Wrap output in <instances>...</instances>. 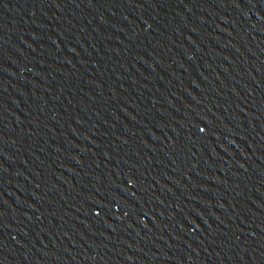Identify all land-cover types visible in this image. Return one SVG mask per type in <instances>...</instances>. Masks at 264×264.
I'll list each match as a JSON object with an SVG mask.
<instances>
[{"label":"water","instance_id":"95a60500","mask_svg":"<svg viewBox=\"0 0 264 264\" xmlns=\"http://www.w3.org/2000/svg\"><path fill=\"white\" fill-rule=\"evenodd\" d=\"M0 264H264V0H0Z\"/></svg>","mask_w":264,"mask_h":264}]
</instances>
